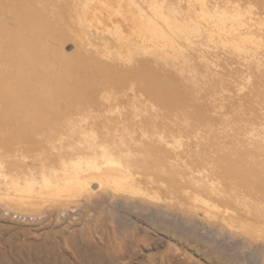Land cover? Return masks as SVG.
Masks as SVG:
<instances>
[{"label":"bare ground","instance_id":"bare-ground-1","mask_svg":"<svg viewBox=\"0 0 264 264\" xmlns=\"http://www.w3.org/2000/svg\"><path fill=\"white\" fill-rule=\"evenodd\" d=\"M0 5L17 16L12 31L0 21V41L9 33L7 55L0 67L6 74L11 72L9 85L0 76V147L4 143L29 150L30 155L21 159L31 156L34 160L46 152L42 148L46 147L50 158L57 150L61 162L72 168L62 167V172L58 169L43 176L49 179L32 182L11 173L0 160L1 199L28 212L39 210L55 195V202L68 206L84 192L92 193L90 181L104 175L102 180L108 177L113 183L110 196L115 201L124 192L126 200L138 199L141 209L150 207L198 225L200 219L208 229L234 241L245 259L249 251L264 257V0H0ZM91 24L105 30L104 35L91 28L94 34H90L87 26ZM127 26L133 27L123 34L132 33L130 43L125 42L129 37L122 41L121 29ZM45 34L51 38L45 36L44 41L54 40L62 51L68 39L74 41L77 56L70 63L63 62L67 65L63 72L72 82L76 104L69 101L70 94H64L62 85L39 76L48 61L38 36ZM103 44L108 45L107 55ZM141 47L150 48L145 55L157 65L137 64L136 49ZM91 55L95 57L90 59ZM95 76L101 85L84 82ZM229 83L240 90L236 97ZM214 85L221 92L229 90L221 103L210 105ZM11 115L24 121L15 134L8 129L12 137L6 138L4 128L11 123ZM139 115L142 120L136 124ZM49 125L51 146L45 141ZM36 132L41 136L35 138ZM141 134H148L153 140L150 147L161 154L150 152L136 158V138ZM176 136L181 139L170 140ZM155 137H161L164 150ZM125 144L132 151L130 167L108 161ZM192 144L202 151L201 156L192 151ZM103 156L108 159L100 162ZM158 158L162 161L157 162ZM56 162L60 168L62 164ZM139 163L143 164L136 167ZM180 172L186 176L202 173L201 184L177 187L174 183ZM23 174L36 175L33 169ZM169 227L161 228L166 238L181 240L182 232ZM138 246L139 262L194 264L181 248L147 255ZM227 249L215 247L207 260L211 264L249 262V257L245 263L235 262Z\"/></svg>","mask_w":264,"mask_h":264},{"label":"rangeland","instance_id":"rangeland-1","mask_svg":"<svg viewBox=\"0 0 264 264\" xmlns=\"http://www.w3.org/2000/svg\"><path fill=\"white\" fill-rule=\"evenodd\" d=\"M3 9L4 8H2L0 5V21H3L5 25L7 24L10 30L12 31L15 29L17 25V20L14 19L17 17L16 12L10 13V11L8 10V12L10 13L9 14L8 12H5ZM7 13H8V16L6 15ZM123 26H126V25H123ZM87 27H88L89 32L91 28V30L93 29L95 31L96 30H98L99 32L101 31L103 35L105 33V30H102L99 28L94 29L95 27L93 24H91L90 26L88 25ZM128 27L129 26L121 29L122 30L121 32H123L122 35L123 34L125 35L126 31L132 32V30L130 29H132L135 26H133L130 29ZM135 30H133L134 32L133 34L136 36ZM98 31H96V33ZM92 32L94 34V31H91L90 34ZM48 34H45L44 36L38 35L39 37H42L40 39H43L41 41L42 48L43 47L47 48V49L43 48L44 52L41 50L44 53L43 56H46L45 54L47 52V57H48V61H46V63H44V65L42 66L39 76L42 78V80H45L46 82L48 81L50 82L51 80L53 85H56V84L62 85L61 87L63 88L64 94H65V91H67L66 95L70 94L69 101L72 104H76V102L73 101L74 96H72L73 94L72 82L70 83L67 80L68 78H66L65 72H63L65 67L67 66L65 65L64 67L63 62L65 61L66 63H68L70 60H72V57L75 58L77 56L75 53L76 49L74 48V41L72 39H68L65 43V48L62 51V49L60 50L58 45H55V43L53 42L54 40H49V38H47L46 41H48L52 45L49 44L51 45V47L50 46L48 47V45H46L48 42L44 41V39L46 37H50V36H47ZM130 34L132 35V33ZM130 34L126 33V36L123 35L124 38H122V41L128 39V37L131 36ZM39 37H35V38L39 40ZM28 39H30V36ZM8 40H9V33H8V36L5 37V40H3L2 42L0 41V62L4 61V57L7 55L6 51L8 50V44H7ZM43 42H45L46 44ZM52 42L54 43V46ZM100 42H103V41H100ZM125 42L130 43L132 42V40L129 37V39L126 40ZM125 44L128 46V43H125ZM103 45L105 46V49L108 46L107 44H103ZM104 46H102V49H104ZM107 49L105 51L106 55L109 53V50ZM109 49H110V46H109ZM51 50L54 52H52ZM136 50L139 56L138 59H136L137 60L136 62L138 65L140 61H146V64H148L149 67L153 66V64L157 65V62H153L152 60H150L151 57L147 56L149 54L148 52L150 51V48L141 47V48H137ZM145 51H148V52H145ZM102 52H104V50L100 51L101 54H104ZM145 53L146 54L148 53V54L145 55ZM143 56H147V58ZM92 57L94 58L95 56L91 55L90 59H92ZM70 67L71 66L66 68V71H68ZM6 71L7 70L3 71V68L0 67V76L3 77L4 81L9 85V83H11L10 81L11 72L6 74ZM84 82H86V84L90 86H95L96 84L101 85V82L96 78V76L91 79H86L84 80ZM63 84H66L67 86H69V88ZM233 85L234 84H230V85H227V87L230 90H235L233 94L236 97L238 95L237 92H239L240 90L235 89L234 87L235 85L234 86ZM211 88L213 90L212 95L214 96V99L209 101L210 105H212L213 103L214 104L221 103L226 92L229 90L227 88L226 91L221 92V90L215 85L212 86ZM215 91H217L219 94L214 95L213 93ZM86 93L83 92V94H86ZM61 96H64V95L62 94ZM56 101L58 102L57 104H59L60 109H63L62 100L58 98ZM12 116L13 115H11V117ZM142 116L144 118V115ZM148 116L149 115H146V117ZM29 119L27 121H32ZM167 119L168 121L170 120V118H167ZM137 120H140V115L136 116V124L139 123V121L137 122ZM10 121L11 123L4 128L6 129L4 133L9 134V135L4 134L6 138H11L12 136L10 135V133L12 132L13 134H15L16 129L21 130V127H22L21 123H23L24 119H22L21 120L22 122H20L17 118L14 119V117H12ZM27 125H32V124H27ZM50 125L47 126L45 130L46 132H49V133H46L48 134V137L45 140L47 141L48 146H51L49 138L52 136L51 130L49 129ZM175 128L180 129L179 125L175 126ZM8 129H11L10 133H9L10 130ZM37 132L34 135L35 138H37V136H41L37 134ZM192 135L190 137H192ZM148 136H149L148 134H145V135L141 134L137 136L139 138L138 139L136 138V158L143 157L144 154L150 153V152L154 154L158 152L157 155L161 154L160 153L161 151L150 147L151 146L150 144L152 143L153 140L151 139V137H148ZM128 139L131 140L130 138H127L126 140ZM155 139L157 140V143H159L162 149L164 150V146L160 142L161 137H155ZM155 139L154 141H156ZM172 139L170 140L174 141L176 139H181V138L179 136H176ZM126 140H124V142ZM148 141H149V145H148ZM2 145L3 147H0V160L6 166V168L9 169L11 173L20 175V177H26L25 180H31L32 182H35V181L40 182L43 179H47V178L49 179V177L44 178L43 176H50V172L56 171L58 169H59L58 171L62 172L63 171L61 170L62 167L63 169H69L72 171V168L69 165H66L67 163L61 162L59 157H57L58 155L57 150H54L52 158L46 157V155L48 154H47V149L45 147L42 149L45 150L46 152L43 154V156H39V159L34 160L31 156H27L25 159H21L22 155H30V153L28 152L29 150L24 152V151H21L18 147L17 148L10 147L9 144L3 143ZM191 148H192V151L195 152L196 145L192 144ZM205 148H207V146H205ZM250 149L254 151L256 150V148H251V147ZM22 150H25V149H22ZM43 150H40V152L43 153ZM196 151L198 152L197 154L199 156L202 155V151H200V149H197ZM259 151L257 150L255 152L258 153ZM191 152L189 153L191 154ZM131 153L132 151L125 144L123 149L117 155H115V157L112 156L114 157V159H112L111 157L110 159H108L105 156H103V158L99 160H101L100 162H103V161L105 162L108 159V161H113L115 164H117L116 166L130 167L129 160L131 159ZM260 153L262 154V152ZM203 154H207V152ZM248 156H251V154H248ZM56 161L62 164L60 168H57L58 163ZM158 161L161 162L162 161L161 158H158L157 162ZM211 163L214 166V162L212 161ZM142 164L143 163L136 164V167H140ZM29 169L31 170L33 169L36 175L23 174L25 172H28ZM137 171L139 172L141 170L137 168ZM60 175H62V173ZM103 176L104 175L98 178L95 177L94 179L90 181L91 185L93 184L91 186L92 193L84 192L85 194L83 193L81 198L77 200L75 204L71 203V204H68V206L60 200H58L59 202H55L57 201V198H58L57 197L58 195H55V199H51L53 198L51 196L50 199L44 202L43 206L39 210L28 212V211L17 210L16 208L8 204V202L4 201V199H1L0 197V264H91L92 262L93 264H145V263L147 264L145 260L144 262H139L140 260H136V245L137 246L139 245L138 249L143 251L144 254H147V255L153 254L154 252L156 253L157 250H159L160 252H165L168 247L172 249L181 248V249H184L185 252L191 256L192 261H194V264H211L207 260V256L210 252L215 250V247L219 246L220 248L224 247V248L230 249V250L227 249L228 251H230L228 252V254L230 255L228 254L227 255L229 257L231 256V258L235 260V262L239 263V261H243V263H245L247 262V259L249 257L248 259L249 262H247L246 264H264V257L262 255L252 254L251 251H249L251 254L247 252V254L250 256L246 255L248 257L247 259H245L246 258L245 256L240 255L241 251H239L240 249L237 247L238 245L233 243L234 241H232L231 239H227L228 237L226 235L223 236L222 233H221L222 234V237H221L220 233L218 234L212 231L211 228H209L210 229V232H209L208 226L200 223L202 222L200 219L196 220V221H199V225H200L199 226L197 222L193 221L192 223V221H186V219L181 216H177V217L176 215L170 216L171 213L169 215L168 213H165V214L160 213V212L158 213L156 209L152 208L153 209L152 210L150 207H148V209H146L145 207H142L143 209H141V207L139 208V206H137L138 199L135 198V200L134 199L126 200L127 199L125 195L126 193L124 192H119L117 194V197L118 195L123 196L121 197L122 201H120L121 199L120 197H119L120 199L118 198L119 202L117 200L115 201L114 200L115 198H112L113 196H110V194H112V191H114V188L111 186L113 183L108 181V177H106L107 180H104L105 178L102 180L101 178ZM175 179L176 181H178V183H174L177 187H180L182 185L184 186L186 184L195 186L196 184L198 185L201 184L203 176H202V173L200 174L191 173L190 175L186 176V174H181L180 172V175H178L177 178ZM106 194L107 196L109 195L110 197H107ZM123 200L126 202H123ZM129 200L130 202H128ZM50 201H53L55 203L50 202ZM60 202L64 205L60 204ZM117 202H118V205H117ZM144 209L146 211H144ZM153 224H156V225H153ZM161 226L162 227L170 226L169 228H173L179 231L180 233L182 232L181 233L183 236L182 239L177 240L175 238L176 239L175 240V239L166 238L164 231L161 230L162 228ZM161 231H163V233ZM211 231H212V234H211ZM224 238H226L228 241ZM151 241L153 243H150ZM229 241L233 244V246H235V248L234 247L232 248V244ZM210 244L211 246L214 245V247L213 246L211 247ZM121 245L122 246L124 245L123 248L120 247ZM208 248H210V250ZM34 251L38 252V254L35 253Z\"/></svg>","mask_w":264,"mask_h":264}]
</instances>
